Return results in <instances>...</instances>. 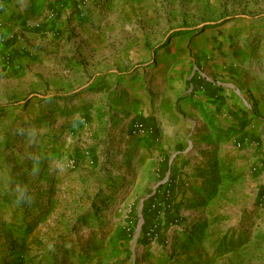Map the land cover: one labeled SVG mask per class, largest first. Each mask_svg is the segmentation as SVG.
Segmentation results:
<instances>
[{
    "label": "rangeland",
    "instance_id": "374dc122",
    "mask_svg": "<svg viewBox=\"0 0 264 264\" xmlns=\"http://www.w3.org/2000/svg\"><path fill=\"white\" fill-rule=\"evenodd\" d=\"M61 24L67 42L78 37L67 59H79L84 29L124 56L125 143L106 127L109 142L48 165L31 132L42 98L0 84V202L34 235L10 253L44 252L30 264H264V115L251 125L264 108V0H89ZM5 28L3 80L12 37H24L21 24Z\"/></svg>",
    "mask_w": 264,
    "mask_h": 264
},
{
    "label": "crops",
    "instance_id": "0c3cea01",
    "mask_svg": "<svg viewBox=\"0 0 264 264\" xmlns=\"http://www.w3.org/2000/svg\"><path fill=\"white\" fill-rule=\"evenodd\" d=\"M86 1L89 0H0V41L7 35L6 22L21 24L24 33L22 38L12 37L9 67L14 75L6 80L0 78V84L8 81L14 90L29 91V95L35 96L34 100L42 98L40 103L30 107L31 114L41 119L31 132L38 135L36 148L42 151L48 165L54 156L72 154L76 147L88 149V143L91 145L93 141L109 142L113 137L106 136L102 130L106 127L114 129L115 143H125L127 126L125 124L124 130H120L125 118L121 120L122 113L117 105L126 102L129 89L125 81L127 75L118 65L119 59L125 60L124 56L116 58L112 51L106 50L110 40L105 32L84 29L80 30L79 39L83 43L79 47V59H67L73 54L78 37L71 36L67 42L61 23L69 17L71 9ZM50 9L52 14L48 15ZM38 45L42 49L39 53L36 52ZM255 72H260V64ZM261 104L259 101V114L251 125L263 118ZM231 106L235 105L231 103ZM6 122H11L10 116ZM65 131L72 134L71 139H67ZM82 131L86 136L79 137ZM12 210L0 202V264L38 262L44 252L28 254L22 249L20 262L15 253H10L11 246L16 248L20 243L25 248L34 239L32 233L18 232ZM37 229L43 230L35 227L32 231ZM37 238L46 240L40 235Z\"/></svg>",
    "mask_w": 264,
    "mask_h": 264
},
{
    "label": "built area",
    "instance_id": "2783aa9c",
    "mask_svg": "<svg viewBox=\"0 0 264 264\" xmlns=\"http://www.w3.org/2000/svg\"><path fill=\"white\" fill-rule=\"evenodd\" d=\"M134 130L138 131V132H144L145 128L143 127V125L141 123H136L134 125Z\"/></svg>",
    "mask_w": 264,
    "mask_h": 264
}]
</instances>
